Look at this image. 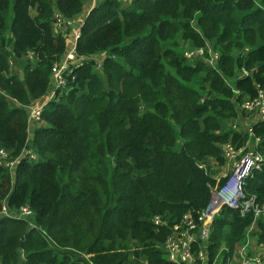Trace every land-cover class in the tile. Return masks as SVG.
Returning <instances> with one entry per match:
<instances>
[{
    "label": "trees",
    "instance_id": "16d2710c",
    "mask_svg": "<svg viewBox=\"0 0 264 264\" xmlns=\"http://www.w3.org/2000/svg\"><path fill=\"white\" fill-rule=\"evenodd\" d=\"M87 1L0 0V149L17 159L12 170L0 166V264H177L165 251L173 227L185 213L198 217L214 188L232 185L217 177L221 146L248 142L264 156V121L249 135L237 109L264 89V0L95 3L75 51L106 54L102 68L93 60L74 68L27 144L22 107L47 96L68 50L54 16L72 19ZM207 42L220 52L217 69L183 55L184 45ZM27 147L36 160L21 157ZM244 191L264 202V162ZM2 203L33 216L3 215ZM253 221L223 205L206 245L197 237L192 249L205 248L214 264L224 244L227 264L248 236L264 258V216L248 233Z\"/></svg>",
    "mask_w": 264,
    "mask_h": 264
},
{
    "label": "built area",
    "instance_id": "2783aa9c",
    "mask_svg": "<svg viewBox=\"0 0 264 264\" xmlns=\"http://www.w3.org/2000/svg\"><path fill=\"white\" fill-rule=\"evenodd\" d=\"M96 3L100 0H94ZM123 5L128 0H120ZM92 8V7H91ZM89 13V12H88ZM87 13V14H88ZM55 28L66 36L65 29L71 23V19H65L59 14H55ZM82 25V23H81ZM78 26L75 32L74 45L69 48L63 57L51 68V85L52 89L44 99H38L28 105L23 106L27 111V144H29V133L42 123L43 106L47 101L53 98L55 90H64L69 84L70 80L74 79L73 70L76 66L93 60L95 68H102V61L107 56L103 54H96L92 56L78 55L75 51L76 41L80 34V27ZM188 61H195L196 59H203L213 69H217V62L220 58V53L212 47L210 43H205L203 46L187 47L183 53ZM29 58L33 57L32 52H28ZM241 75H248V71L243 69ZM238 111L246 115L247 125L246 132L249 135L252 133V125L257 121H264V89H259L257 95L254 97H246L241 102L237 103ZM243 118H236L231 124L233 129H239V123ZM238 147L235 148L231 143H226L221 146L222 154L225 158V169L220 173L218 179L229 176L232 179V185L225 188H214L212 191L211 201L209 205L199 214L198 217L191 213H185L179 224L173 227V233L170 234L165 242L166 258L173 263L185 264H205L206 251L205 248L198 252L193 251L192 243L196 238L202 240V244L206 245L209 237L212 221L223 205L230 208L237 209L240 215L244 216L249 212L254 215V221L247 229L248 233L256 230L255 219L264 216V202L258 203L254 195L247 196L245 194V181L254 169H259L264 162V156L257 152L253 147ZM21 157L30 160H36V152L32 148L27 147L22 150ZM17 159H9L7 153L0 149V166L7 167L12 170ZM224 194V195H223ZM229 196L226 199V196ZM1 213L6 216H15L17 218L29 219L33 216V212L28 206H22L15 212H9L4 203L1 206ZM155 222H158L156 220ZM202 226L199 228V226ZM247 236L244 242H239L233 249L231 257L227 258V264H264V258L254 248L253 240Z\"/></svg>",
    "mask_w": 264,
    "mask_h": 264
},
{
    "label": "crops",
    "instance_id": "0c3cea01",
    "mask_svg": "<svg viewBox=\"0 0 264 264\" xmlns=\"http://www.w3.org/2000/svg\"><path fill=\"white\" fill-rule=\"evenodd\" d=\"M94 0H89L85 5L83 6V9L81 10L78 15L74 16L71 19V23L67 25L65 32H66V43H67V48H71L74 45L75 42V32L76 29L78 28L81 23H83L87 13L91 10V7L95 5ZM214 160H210V163H213ZM225 169V166H220L219 168L217 167V177L220 176V173Z\"/></svg>",
    "mask_w": 264,
    "mask_h": 264
},
{
    "label": "rangeland",
    "instance_id": "374dc122",
    "mask_svg": "<svg viewBox=\"0 0 264 264\" xmlns=\"http://www.w3.org/2000/svg\"><path fill=\"white\" fill-rule=\"evenodd\" d=\"M130 2V0H128L124 5H127L128 3ZM186 46V47H185ZM184 47H185V49L187 48V45H184ZM183 47V48H184ZM189 47V46H188ZM218 52H219V50L218 49H216ZM220 53V52H219ZM106 55V54H105ZM188 61V60H187ZM97 69V68H96ZM97 70H101V69H97ZM248 122H250L249 120H248ZM202 226L200 225L199 226V228H201ZM252 240H253V242H254V248H252L253 250H256V251H258L259 253H260V251H261V249H262V247H259L258 245H256V243H255V240H254V238H252V237H250ZM250 239V240H251ZM225 252V247H224V244H222L221 246H220V248H219V255H218V257H217V261L214 263V264H223V253Z\"/></svg>",
    "mask_w": 264,
    "mask_h": 264
},
{
    "label": "water",
    "instance_id": "95a60500",
    "mask_svg": "<svg viewBox=\"0 0 264 264\" xmlns=\"http://www.w3.org/2000/svg\"><path fill=\"white\" fill-rule=\"evenodd\" d=\"M223 195H224V194H223ZM228 198H229V196L227 195V196H226V199H228Z\"/></svg>",
    "mask_w": 264,
    "mask_h": 264
}]
</instances>
